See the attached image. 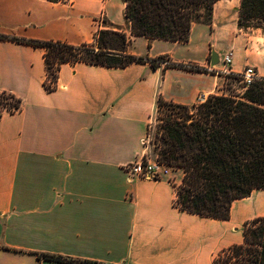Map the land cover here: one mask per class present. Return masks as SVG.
I'll return each mask as SVG.
<instances>
[{"label": "crops", "instance_id": "crops-1", "mask_svg": "<svg viewBox=\"0 0 264 264\" xmlns=\"http://www.w3.org/2000/svg\"><path fill=\"white\" fill-rule=\"evenodd\" d=\"M241 0H218L212 23L193 25L186 43L131 33L124 0H0V35L26 40L91 43L101 29L132 37L128 52L167 57L108 67L64 63L47 91L45 48L0 38V93L21 100L0 114V264H214L244 242L247 222L264 216V188L235 199L229 219L180 209L173 176L131 178L125 167L145 155L157 101L193 106L214 94L213 52L234 51L232 69L255 66L264 78V31L239 27ZM262 40V41H260ZM212 65V64H211ZM152 161V160H151ZM158 162L157 159L152 161Z\"/></svg>", "mask_w": 264, "mask_h": 264}, {"label": "trees", "instance_id": "trees-1", "mask_svg": "<svg viewBox=\"0 0 264 264\" xmlns=\"http://www.w3.org/2000/svg\"><path fill=\"white\" fill-rule=\"evenodd\" d=\"M131 33L149 39L186 43L195 23H212L218 0H124ZM239 27L262 28L264 0H241ZM255 20L260 24H252ZM2 39L30 43L45 48L46 90L57 87L58 73L64 63L79 61L108 67H126L133 62H149L158 68L165 56L148 58L128 52L132 37L122 29H102L91 43L72 45L62 41L26 40L0 35ZM170 66L195 72L204 67L170 63ZM50 77L54 85L47 83ZM236 78V77H235ZM12 99L7 106L21 108L13 94L0 93V99ZM159 132L156 143L159 164L184 172L175 184L176 204L180 209L216 219H229L235 199L264 188V78L255 81L241 94H210L193 106L157 101ZM59 262L91 264L61 255L45 254ZM214 264H264V216L247 222L244 242L224 249Z\"/></svg>", "mask_w": 264, "mask_h": 264}, {"label": "rangeland", "instance_id": "rangeland-1", "mask_svg": "<svg viewBox=\"0 0 264 264\" xmlns=\"http://www.w3.org/2000/svg\"><path fill=\"white\" fill-rule=\"evenodd\" d=\"M99 20H102V21L104 20L103 15L98 17L97 33H99V31L102 30L101 26L103 25V22L100 23ZM251 23L255 24V25L260 24L259 22H256L255 20H252ZM261 26H263V27L262 28L260 27V29H262L264 31V25H261ZM248 29H255V28H248ZM260 41H262V40H260ZM230 49L231 48L227 49L226 51H228ZM225 52H223V54L221 55V58H223ZM214 53L218 56V53L216 51ZM163 61H168V60L164 59ZM217 64L214 66L209 64L207 67H204V68H206L208 70L207 72H213L214 74H217L218 71H220L223 67L222 62H221L220 67H217ZM191 65H193V64H191ZM235 77L236 76L234 74L219 73V76L216 79L217 82H216V89H215L214 93L220 94V95H222V94H225V95H234V94L236 95V94H238L239 95V94L243 93L246 90V88H245L243 82L239 78H237V77L235 78ZM208 96L209 95H207L206 98ZM0 101H2L3 103L9 104L10 102H12V99L1 98ZM198 102H196V104H199ZM159 124H160L159 113H158V111H156L152 120H151L149 132H148V135L146 137V143H145L146 144V152L144 155V157L146 159H150L152 161L157 159V153H156L155 146H156V143L158 140ZM181 177H182V173H176V174H174L172 179L174 182L180 183V182H182Z\"/></svg>", "mask_w": 264, "mask_h": 264}, {"label": "built area", "instance_id": "built-area-1", "mask_svg": "<svg viewBox=\"0 0 264 264\" xmlns=\"http://www.w3.org/2000/svg\"><path fill=\"white\" fill-rule=\"evenodd\" d=\"M100 23H102V20H99ZM98 34V33H97ZM233 56L234 51L233 49H230L225 52L223 58H222V69L220 72L226 73V74H234L237 78H239L245 88H248L251 86L255 81L261 79V77L258 74L257 68L255 66L247 65L241 72H234L232 69L233 64ZM162 62H168V61H162ZM47 83L54 85L51 78H47ZM206 100L205 95H200L198 97V103H202ZM15 111H18L20 109L14 107ZM5 112H10L7 106L0 105V114H3ZM146 142V139H145ZM160 165L159 162L153 163L150 159H146L144 155L142 157H139L136 159L133 163L128 164L125 169L129 176L131 178L134 177H143V178H155L160 175Z\"/></svg>", "mask_w": 264, "mask_h": 264}, {"label": "water", "instance_id": "water-1", "mask_svg": "<svg viewBox=\"0 0 264 264\" xmlns=\"http://www.w3.org/2000/svg\"><path fill=\"white\" fill-rule=\"evenodd\" d=\"M212 56L213 57H212V63L211 64L214 66L219 62V58L214 52H213Z\"/></svg>", "mask_w": 264, "mask_h": 264}]
</instances>
